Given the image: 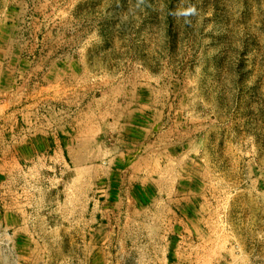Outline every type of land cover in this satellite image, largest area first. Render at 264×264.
Here are the masks:
<instances>
[{"label": "rangeland", "instance_id": "374dc122", "mask_svg": "<svg viewBox=\"0 0 264 264\" xmlns=\"http://www.w3.org/2000/svg\"><path fill=\"white\" fill-rule=\"evenodd\" d=\"M3 55L29 96L49 90L26 112L44 135L75 134L87 117L100 122L106 114L140 127L159 123L162 145L150 166L164 160L165 180L179 185L184 201L170 205L169 220L155 205L162 219L142 222L140 260L264 264V0H0ZM81 153L58 157V172L46 169L54 162L33 161L44 169L25 178L43 182V199L50 181L59 197L73 181L77 196L84 175L106 179L67 169L81 166ZM18 177L9 198L0 176V264H56L66 255L56 238L21 229L48 228L66 208L32 206L25 222ZM151 229L170 230L161 256L152 252L159 239Z\"/></svg>", "mask_w": 264, "mask_h": 264}, {"label": "crops", "instance_id": "0c3cea01", "mask_svg": "<svg viewBox=\"0 0 264 264\" xmlns=\"http://www.w3.org/2000/svg\"><path fill=\"white\" fill-rule=\"evenodd\" d=\"M6 56L0 57V176L8 179L3 181L2 195L13 197L15 179L19 176L17 184L19 190H22L19 196L22 209L19 213L25 216V222L35 215V208L30 210L32 206L48 203L51 206L64 205L66 208L60 217L57 214L56 218H51L50 227L23 228L22 233L26 236L56 238L57 251L66 253L65 258L56 264H170L168 259L147 261L140 260L138 256L147 250L138 241L142 222L146 225L144 221L149 216L154 220L162 219L164 211L160 213V210H154V206H165L164 210L169 216L170 205L184 201L179 185L168 181L170 173L165 169L164 160L162 164L158 163L156 169L150 166V162L155 160L152 151L161 149L162 145L155 138L159 123L152 120V123L144 122L140 127L135 126L136 121L131 118L124 120L106 114V121L100 122L87 117L75 134L66 131L61 134L64 137L52 132L44 135L37 125L38 120L28 118L26 112L33 106L29 102L41 101L44 93L49 90L40 88L35 96H29L26 85L16 82L15 71L4 67L2 60ZM81 149V166L77 169L68 166L67 169L72 174L76 171L82 174L103 173L106 179L85 181L84 175L83 180L78 182V185H82V192L77 196L72 191L75 188L73 181L65 183L66 194L61 197L58 196L56 183L50 181V196L43 199V182L35 180L34 185L25 178L32 173L38 177L44 169L37 163L30 165L31 162L49 160L54 164L46 169L58 172L56 159L78 155ZM96 155L99 157V165L92 162V157ZM167 163H171L170 158ZM158 173H162L161 176ZM20 177H24V180ZM166 177L169 179L165 180ZM160 178L163 181L160 182ZM54 189L57 191L54 192ZM171 189L174 195H178L172 197ZM32 190L41 196H33ZM75 205L82 206L80 214L76 215ZM149 207H153V210ZM75 215L79 219L76 220ZM149 232L159 239L157 243L153 241L152 252L158 256L163 255L169 249L170 230L158 229L153 232L151 229ZM133 237L136 240L133 241ZM133 254L137 257L129 262L127 258Z\"/></svg>", "mask_w": 264, "mask_h": 264}]
</instances>
